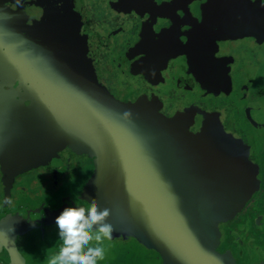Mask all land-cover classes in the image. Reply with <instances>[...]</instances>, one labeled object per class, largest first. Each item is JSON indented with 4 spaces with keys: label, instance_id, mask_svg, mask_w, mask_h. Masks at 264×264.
<instances>
[{
    "label": "flooded vegetation",
    "instance_id": "obj_1",
    "mask_svg": "<svg viewBox=\"0 0 264 264\" xmlns=\"http://www.w3.org/2000/svg\"><path fill=\"white\" fill-rule=\"evenodd\" d=\"M37 1L0 0L1 115L5 111L4 105L9 104L11 85L19 79V61L30 59L31 55L34 58L35 54H44V47L47 46L49 51L52 44L50 39L36 41L32 20L36 11H39ZM83 5L88 13L90 28L104 32L110 42L101 47L99 81L106 92L114 96L113 109L111 113L90 110L87 115L90 118H85L83 127L75 126L66 120L68 122L65 124H70L73 131L86 129L85 142L77 151L76 144L71 140L60 144V161L54 162L55 158H51L48 163L37 168L41 172L36 176V181L27 172L18 171L17 168L8 172L6 165L0 163V201L5 200L1 196L3 193H7L12 201L11 206L0 204V229L9 226L15 229L9 232L7 239L2 235L0 239L5 246L8 245L12 249L16 264H23L24 254L21 249L20 254L15 251L12 237H18L21 245L22 238L28 240L29 237L23 236L29 232L26 219L37 220L40 225H44V230L45 225L55 224V217L64 207L75 201L81 204V195L86 188L80 180L84 179L90 168L87 164H92V168L85 180L88 178L86 182L90 184L94 180L95 187L100 183L104 186L103 181L108 175L118 177V170L125 164V160H121L120 156L125 154L126 148L124 147L122 152L118 151L117 145H113L115 140L134 143L137 139L147 137L149 154L144 162H149L148 165L154 168L158 163L168 167L169 161L163 164L159 160L165 157L167 160L168 153L172 154L174 151L178 154L171 164L177 172L176 176L180 177V180H176L181 189L180 195L176 197L175 193L168 191L169 184H163V176L148 171L147 178L153 177L157 181L155 186L151 184L154 187L152 199L157 196L159 199L151 202L152 208L146 211L136 208L140 213L137 214L138 220L133 224L132 230L138 234L142 228L143 231H151V235H156L152 238L147 234L152 247L157 246L163 250L162 247L172 245L164 242V238L168 240L170 235L177 238L182 224L189 228L192 226V221H184L182 213L178 211L180 202H196L200 206L205 204L209 223L217 222V209L221 207L226 211L229 206L228 197L232 198V191L235 192L231 190L239 180L235 170L242 169V163L245 161L242 159V149L235 144L234 149L228 148L230 144L227 141H231L228 135L223 147L224 158L220 157V161L231 169L225 174L219 172L217 176L214 165L204 157L207 152L206 156L209 158L212 154L218 158L219 151H214L211 147L198 151L192 148V145L181 148L177 138L172 135L176 133L177 127L185 130L186 127H192L193 123V128L200 125L202 115L197 107L205 111L209 109L208 105L193 102L192 107L197 110H185L189 103L182 101L176 93L171 96L163 92L173 89L178 94L194 83L203 91H208L211 97L219 98L221 95L226 96V93L229 96L234 93L235 99L231 101L233 104L239 100L241 94L249 100L253 95L254 105L264 104L262 96L250 92L251 86H257L258 81L264 82V0H83ZM193 48L194 52H191ZM260 87L264 93V85L261 84ZM98 100L97 96L94 102ZM231 103L213 102L212 106L217 110H212L211 113L214 114L209 117L218 119L226 131L242 138L251 116H257L259 119L255 118L258 121L263 119L258 113L264 114V111L261 108L255 109L250 102L237 105L240 100L234 105V110L225 111V108L233 106ZM168 136L173 139L169 146L166 140V146L158 148V139H154L161 137L163 142ZM23 140L27 141L25 138ZM158 149L167 155L156 157L155 152ZM79 156L85 158L78 159ZM86 158L88 162L85 163ZM154 160L156 163H153ZM24 166L26 169L27 165ZM48 168H51L50 172L52 169L57 170L55 173L59 175L66 168L77 170V174L73 172L76 175L74 178L79 182L72 179L63 183L65 179H58L59 189L50 191L44 184ZM95 168H98V171ZM84 169L85 172L80 175ZM122 174L125 175V172ZM247 181L248 176L246 183ZM191 183L195 184L192 190ZM35 186L39 187L40 195L34 192ZM187 188L190 190H186ZM140 196L141 193L137 196L138 200ZM110 197H113V193ZM200 206L196 214L198 216L203 209ZM38 208L42 210L41 214L37 212ZM145 215L150 217L144 218ZM20 219L25 220L23 226ZM118 221H121L119 216ZM209 223L197 227L198 232L201 230L205 235ZM121 229L129 231L128 226ZM217 237L223 238L219 231ZM156 238L162 242L156 243ZM202 245L204 244L201 243L200 246ZM48 248L51 249L52 246L49 245ZM217 250L215 248V251ZM216 253V260L213 262L209 254L211 261L206 264H238L232 261L233 254L228 249L221 259H218L221 254L218 251ZM0 264L11 262L4 255L0 256Z\"/></svg>",
    "mask_w": 264,
    "mask_h": 264
},
{
    "label": "rangeland",
    "instance_id": "obj_2",
    "mask_svg": "<svg viewBox=\"0 0 264 264\" xmlns=\"http://www.w3.org/2000/svg\"><path fill=\"white\" fill-rule=\"evenodd\" d=\"M37 4H39V11H36L34 21L32 20L36 41L50 39L52 42L50 50L48 51L45 46L44 54H35L34 58L31 55L30 59L19 61V79L13 81L12 95L8 96L9 104L4 105V114H0V163L6 165L8 172L15 168L18 171L27 172L35 181L37 180L36 176L41 172L37 168L48 163L51 158H55L54 162L60 161V144L68 143V140H71L76 144V151L82 148L86 129L80 132L73 131L71 125L65 123L70 121L75 126L83 127L86 122L85 118H90L87 116L90 110L96 109L97 112L104 110L111 113L114 104V96L106 92L102 82L99 81L101 47L110 44V42L106 39L104 32L94 31L90 28L83 0H38ZM261 84L264 85V82L258 81L257 86H251L250 92H254L253 94L256 95L258 93L264 101ZM163 93L171 96L176 93L182 98V101L189 103L185 110H197L192 107L193 102L208 105L209 109L205 111L203 108L197 107L202 115L200 125L193 128V123L192 127H186L185 130L177 127L175 128L176 133L172 135L177 138L176 141L179 142L181 148L185 149L192 145V148L198 151H201L199 149L204 151L210 147L214 151H219L218 158L214 154L209 158L206 156L207 152L204 157L206 161L214 165L213 168L216 170L217 176H219V172L225 174L228 169H231L220 161V157L224 158L223 147L226 145L228 135L231 137V141H227L230 144L228 148L234 149L235 144L242 149L241 155L245 161L242 163V169L235 170L237 179H239L236 185L231 188L235 192L232 191V198L228 197L229 206L226 211L221 207L217 209V222L210 221L209 223L207 212L204 209L205 204L200 206L196 202L195 204L180 202L178 211L182 213L184 221L185 219L188 223L192 221V226L189 228L182 224L177 238H173L172 235L168 240L164 238V242L172 245L162 247L163 250L157 246L152 247L148 242L147 234L152 238L156 235H151V231H143L142 228L138 234L132 230L133 224L138 220L137 214L140 213L136 208L139 207L146 211L148 208H152L151 202L159 199V196L152 199L154 187L151 184L155 186L157 181L153 177L147 178L148 171L154 175L163 176L162 182L169 184L171 190L168 189V191L170 193H175L176 197L181 193L176 182V179L180 180V177L176 176L177 172L174 171L171 164V161L176 160L178 154L176 151L172 154L168 153L166 160L167 153L158 149L155 152L156 157H165L159 162L166 164V161H169L170 164L167 165L168 167L161 166L160 163L155 168L152 165L149 166V162H144L149 154L147 137L137 139L134 143L123 142L121 139V141L115 140L113 145H117L118 151L122 152L123 148H126L125 154L120 156L121 160H125V164L122 165L123 169L118 170L117 178L111 174L104 179V186L100 183L98 187H95L94 180L92 184L86 182L88 178L85 179L92 168V164H87L90 168L84 175V179L80 180V183H83V187L86 188L81 199L79 198L82 203L78 204L75 201L64 207L63 210L68 207L87 209L90 203H95L99 209L109 210L105 222L112 226V238L103 241L100 245L105 249V258L98 264H202V260L203 264H206L211 261L208 258L209 254L214 262L216 252L221 254L218 257L221 259L225 255L226 249L233 254L234 260L232 259V261L234 263L264 264V114L258 113V116L263 118L258 121L256 120L257 116L254 118L251 116L246 130L243 132L244 136L240 138L226 131L221 121L218 122V119L209 117L214 114L211 113L212 110H217L212 106L213 102L224 101L225 104H229L235 99L234 93L230 96L226 93V96L221 95L219 98L211 97L208 91H203L194 83L191 87H185L178 94L173 89ZM97 96L99 100L94 102ZM176 98L178 97L176 96ZM239 100L240 103L237 104ZM239 100L235 104L231 103L233 106L225 108V111L234 110V105H240L242 102H250V105H253L255 109L261 108L264 111V104L254 105L252 103L253 95L249 100L248 97L245 98L244 94H241ZM67 108L77 116H70L69 110L66 113L64 110ZM219 109L221 110V108ZM189 134L193 136L191 137ZM169 138L170 136L164 138L163 142H161V137L154 140L158 139L156 145L161 148L166 146L164 143L166 140L169 146L170 141L173 140ZM82 157L79 156L78 159H82ZM86 160L85 163L88 162V158ZM153 163H156V160ZM24 165H27L26 169H24ZM50 169L48 168V171L45 172L46 179L44 180V184L50 191L55 192L56 189H59L58 179H65L63 183L67 180H78L74 178V176L76 177L74 172L77 174V170L66 168L59 175L55 173L57 170L52 169L50 172ZM95 170L98 171V168ZM83 172L85 169L80 175ZM122 172H125V175ZM51 175H53L52 179ZM246 176H248L247 183ZM194 186L195 184L191 183V190ZM35 187L33 188L34 192L40 195L39 187ZM186 190H190V188ZM111 193H113V197H110ZM140 193L141 196L138 200L137 196ZM59 194H61L60 190ZM1 196L4 199L8 198L7 193H3ZM234 197L236 198L234 199ZM232 200L233 202H230ZM199 206L203 208L200 216L196 215ZM153 207L155 208V206ZM39 209L37 212L41 214L42 210ZM118 216L121 221H118ZM149 217L144 216V218ZM41 219L45 220L44 217ZM26 220L29 232L23 236L29 235L28 240L22 238L20 245V239L13 236L11 241L13 247L18 254H20V249L23 252V264H48V259L58 254L62 247V243L57 239L55 224L49 223L43 230L44 225H40L37 220L31 218ZM24 221L20 219L22 226ZM206 223H209V227L204 235L201 230L198 232L199 228L197 227ZM127 226L128 232L126 229H121ZM218 231L223 238L217 237ZM135 234L138 236H132ZM154 241L162 242L157 238ZM201 243L204 245L200 246ZM90 244L97 246V242L94 240ZM49 245L52 246L51 249L48 248ZM215 248L219 250L215 251ZM4 255L9 258L11 264H16L12 249L8 245L5 246V243L0 239V256ZM202 257L204 258L202 259Z\"/></svg>",
    "mask_w": 264,
    "mask_h": 264
},
{
    "label": "clouds",
    "instance_id": "obj_3",
    "mask_svg": "<svg viewBox=\"0 0 264 264\" xmlns=\"http://www.w3.org/2000/svg\"><path fill=\"white\" fill-rule=\"evenodd\" d=\"M0 204L11 206L12 201L5 198ZM108 209H99L95 203L85 208L68 207L60 211L54 223L57 239L62 243L58 254L48 259V264H98L105 258V249L100 246L103 241L112 238V226L106 223ZM13 226L0 229V235L8 238ZM97 246H92L91 241Z\"/></svg>",
    "mask_w": 264,
    "mask_h": 264
},
{
    "label": "water",
    "instance_id": "obj_4",
    "mask_svg": "<svg viewBox=\"0 0 264 264\" xmlns=\"http://www.w3.org/2000/svg\"><path fill=\"white\" fill-rule=\"evenodd\" d=\"M196 50V49H195ZM191 52H194V48L191 50ZM213 90V89H212ZM68 110L70 111V113H71V115L70 116H72V117H76L77 115L73 112V111H71L69 108H67L66 110H64L66 113H68ZM69 115V114H68ZM177 180V179H176ZM194 225V224H193Z\"/></svg>",
    "mask_w": 264,
    "mask_h": 264
}]
</instances>
